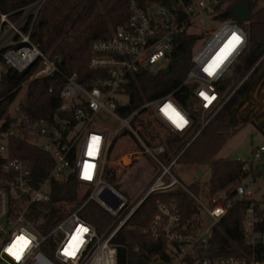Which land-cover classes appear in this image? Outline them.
Returning <instances> with one entry per match:
<instances>
[{
	"label": "built area",
	"instance_id": "1",
	"mask_svg": "<svg viewBox=\"0 0 264 264\" xmlns=\"http://www.w3.org/2000/svg\"><path fill=\"white\" fill-rule=\"evenodd\" d=\"M38 1L26 6L15 22L0 13L3 62L18 74L30 70L13 92L35 78L59 72L57 60L43 53L30 40V26L23 31L27 20L39 10L41 3ZM218 6L219 0H177L170 6L145 4L142 8L131 0L126 20L118 24L109 38L91 43L88 67L94 72L93 78L80 81L75 73L64 76L58 92L59 105L51 119L29 117L24 111L25 106L10 107L7 117L4 115L0 119V140L4 141L0 144V264H55L43 250L49 237L54 239L53 256L64 264H116L119 245L111 240L118 230L148 195L175 187L186 192L190 212L185 215L184 203L174 199L155 201V211L142 232L155 239L157 251L140 252L135 248L142 258L140 264H263L256 258L254 250L258 244L264 245V231L258 229L264 224V197L261 200L253 198L257 175L236 183L229 192L224 189L210 193L200 183L197 190L182 185L171 173L182 149L218 112L261 59L235 87L223 94L217 83L237 64L246 46L245 21L238 23L234 17L221 20L212 35L193 52L191 66L182 84L189 89L196 110L204 113L201 121L184 110L172 94L145 101L128 113L123 111L128 103V93L124 89L135 73L156 65L165 66L175 37L183 31L190 32L197 25H204V18L212 19ZM5 25L8 27L4 32ZM236 36L240 38L239 43L234 40ZM51 90L50 86L48 91ZM142 111L141 116L150 111L169 130L187 135L185 144L168 162L160 158L166 148L164 144L149 146L140 135L143 123L137 126L133 118ZM177 113L183 118L180 127L177 126ZM121 136H130L139 149L118 156L117 166L121 165L125 170L145 155L156 166L148 185L135 198H129L115 182L106 178L109 153ZM10 137H19L52 157L53 163L46 176L33 182L26 162L8 155ZM29 138L43 142L34 143L36 141ZM263 151L264 147L257 145L252 156L259 158ZM70 174L80 182V190L84 189L80 196L86 198L48 230H41L31 220V216L38 213L37 203L49 200L53 178L62 180ZM244 199L251 200L242 213V228L252 252L244 251L240 256L215 254L212 249L215 227L232 205ZM87 201H94L114 218V223L101 235L79 215ZM21 236L30 242L17 259L8 249ZM66 249L75 254L66 255Z\"/></svg>",
	"mask_w": 264,
	"mask_h": 264
},
{
	"label": "trees",
	"instance_id": "2",
	"mask_svg": "<svg viewBox=\"0 0 264 264\" xmlns=\"http://www.w3.org/2000/svg\"><path fill=\"white\" fill-rule=\"evenodd\" d=\"M36 0H0V13L7 15L8 19L15 22L23 14L24 8ZM131 0H44L34 16L27 20L23 31L29 26V38L39 49L55 58L59 72L47 77H39L31 80L25 90V100L22 106L29 117H43L51 119L53 112L59 105L58 92L62 86L65 75L77 74L80 81L93 78V70L88 67L91 57L90 46L93 41L109 38L118 24L126 20L128 16V4ZM140 7L148 5L170 6L177 0H134ZM185 1V0H182ZM245 1L249 7V18L243 27L247 34V42L244 50L235 64V71H248L257 59L250 64L249 60L255 48L264 43V0H219L216 20L233 18L228 8L231 4ZM262 1L263 5L258 6ZM200 38L196 33L183 31L174 39V47L168 57L166 66L155 72L142 69L135 73L130 82L125 86L128 93V103L123 111L126 113L137 109L145 101L155 100L172 94L175 101L186 110L195 120L198 119V110L194 109L189 89L183 85V80L191 66L193 46ZM261 59L242 83L235 89L225 101L218 112L208 121L199 133L182 149L176 158L177 163L189 167L207 165L209 175L203 186L210 193L219 190L230 191L233 186L248 177H253L255 170L252 163L238 158H215L226 140L235 134L241 127L247 124V117L237 115L238 107L251 96L253 88L264 76V50ZM0 119L6 116V110L11 105L15 92L13 90L23 81L29 73L18 74L7 66L0 54ZM242 68V69H241ZM229 77L226 75L217 83L223 90ZM51 91H48L49 87ZM140 112L133 121L136 125L143 123L140 135L147 145L164 144L165 151L160 155L163 162H168L172 156L185 144V134L173 132L166 128L160 120L150 111L141 116ZM7 117V116H6ZM251 123L264 135V118L258 123ZM185 137V139H184ZM112 147H110L111 150ZM7 152L10 157H17L26 162L32 174L33 182L46 176L52 166L50 155L33 144L19 138L10 137L7 141ZM146 162L154 169L152 159L145 155ZM148 164V165H149ZM106 178L114 182V173L106 172ZM199 183L189 184L191 189L197 190ZM81 184L74 175L66 178L52 179L49 200L37 203L38 213L31 216L41 230H48L54 222L65 213L76 209L86 198L80 196ZM175 201L184 203V214L190 212V204L186 192L175 187L169 191L151 193L139 205L126 223L118 230L111 242L124 246L127 250L126 264H140L141 256L138 251L149 253L155 249V239L148 233L142 232L150 217L155 211V201ZM250 199L236 203L227 211L226 215L218 222L212 238V249L217 255L240 256L245 251L252 252L243 237L242 213L249 205ZM79 215L90 223L98 234L104 233L114 223V218L104 211L94 201H87L79 210ZM40 222V223H39ZM264 231V224L258 227ZM53 237H49L43 245L44 252L54 260L55 264H64L55 259L52 250ZM162 248V247H161ZM160 247L158 248V250ZM256 258L264 264V245L255 247Z\"/></svg>",
	"mask_w": 264,
	"mask_h": 264
},
{
	"label": "rangeland",
	"instance_id": "3",
	"mask_svg": "<svg viewBox=\"0 0 264 264\" xmlns=\"http://www.w3.org/2000/svg\"><path fill=\"white\" fill-rule=\"evenodd\" d=\"M262 5L263 2L259 1L257 7ZM204 19V25H197L190 30L191 33L200 35V38L193 46V52H196L210 37V35H212L213 31L218 27V24L221 21L216 20L214 17L212 19ZM7 27V25L3 27L4 32L7 30ZM165 66L156 65L149 68V70L155 72L157 69L164 68ZM1 67L2 66H0V68ZM234 68L235 66L231 67L227 71L226 76L229 77V80L227 85H225V88L222 90L223 94L235 87V85H237L251 69L250 68L245 72L244 69L241 68L242 70L237 72ZM26 87L27 85H21L20 88L15 91L16 94L14 95V100L7 108L6 113H8L11 106L22 107L25 100ZM121 101L124 102L125 98H121ZM193 106L194 109H196V105L194 103ZM237 115L247 117V124L229 137L214 157L223 159L238 158L245 161L251 160L252 168L256 171L254 176L257 175L254 185L253 198L255 200H261L264 197V151L261 153L259 158H254L252 156V150L255 149L257 145H262L264 147V135L256 129L251 121L258 123L264 118V76L253 88L250 98L238 107ZM197 117L198 120L201 121L202 117H204V113L198 110ZM109 126H113L112 123H109ZM29 140L32 142L36 141L34 143L38 144L43 142L42 140H36L33 138H29ZM2 143H4V141L0 140V144ZM138 149V144L130 136H121L116 141L108 156V170L116 175L114 179L115 184L123 189L129 198L137 197L148 185V180L153 175V172H156L155 167L153 171V168L150 166L148 161L146 162L145 156L144 158L135 160L133 164L130 167L125 168V170H123V166H117V162L115 163V160L118 156ZM123 161L125 162L126 160ZM171 173L176 177L178 182L184 186H188L195 181L203 185L207 181L209 168L207 165L189 167L185 164L176 162L175 165L172 166ZM83 190L84 189H81L80 191Z\"/></svg>",
	"mask_w": 264,
	"mask_h": 264
},
{
	"label": "water",
	"instance_id": "4",
	"mask_svg": "<svg viewBox=\"0 0 264 264\" xmlns=\"http://www.w3.org/2000/svg\"><path fill=\"white\" fill-rule=\"evenodd\" d=\"M38 2L42 4L44 0H39ZM228 10L238 23L247 21L249 18V14H250L249 7L245 1H238V2L231 4ZM263 50H264V43L260 44L257 48L254 49L252 53V57L249 60V63L252 64L256 59L258 61V59L261 58L260 55ZM168 69H169V66H165L163 71L167 72ZM126 255H127L126 248L124 246L119 245L117 247V253H116V264H126L127 262Z\"/></svg>",
	"mask_w": 264,
	"mask_h": 264
},
{
	"label": "snow or ice",
	"instance_id": "5",
	"mask_svg": "<svg viewBox=\"0 0 264 264\" xmlns=\"http://www.w3.org/2000/svg\"><path fill=\"white\" fill-rule=\"evenodd\" d=\"M234 40L236 43H239L240 38L238 36L234 37ZM203 95V93L201 94ZM207 99V97H205ZM178 117L177 126L180 127L183 124V118L179 117V114H176ZM82 231H87V229H83ZM30 241L27 240V238L21 236L17 237L15 241H13V244L9 247L8 251L13 254L17 259H19L20 252L27 246V244ZM65 254L68 256H73L75 254L74 251H69L68 249L65 250Z\"/></svg>",
	"mask_w": 264,
	"mask_h": 264
},
{
	"label": "bare ground",
	"instance_id": "6",
	"mask_svg": "<svg viewBox=\"0 0 264 264\" xmlns=\"http://www.w3.org/2000/svg\"><path fill=\"white\" fill-rule=\"evenodd\" d=\"M218 54H219V52H217V54H216V55L218 56Z\"/></svg>",
	"mask_w": 264,
	"mask_h": 264
}]
</instances>
